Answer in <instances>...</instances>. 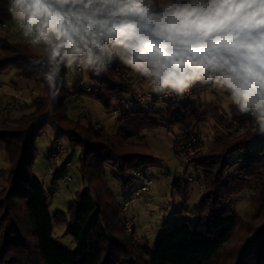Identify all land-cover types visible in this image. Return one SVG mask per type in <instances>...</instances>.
I'll use <instances>...</instances> for the list:
<instances>
[{"label": "trees", "instance_id": "trees-1", "mask_svg": "<svg viewBox=\"0 0 264 264\" xmlns=\"http://www.w3.org/2000/svg\"><path fill=\"white\" fill-rule=\"evenodd\" d=\"M2 22H12L8 0H0ZM44 57L26 44L0 37V76L13 72L38 89V94L24 102L32 109L29 113L12 115L13 110L22 109L18 103H12L8 110L0 109V148L8 167L0 186V264H142L144 258L149 264H211L234 241L242 224L244 236L231 246L230 256L223 257L229 260L223 264H264V132L259 131L257 118L241 113L234 104L229 106V118L222 120L228 138L183 162L182 173L170 181L169 196L181 199V214L186 213L187 172L191 170L203 186L197 204L188 211L191 218L182 216L181 223L163 225L150 247L141 238L127 237L122 203L108 186L106 169H113L114 178L124 187L136 178H146L153 156L144 144L145 132L164 127L177 131L175 138L180 141L198 140L202 114L196 101L210 86L195 85L193 97L184 101L159 102L153 95L156 93L130 72L132 83L117 79L111 69L123 64L113 60L108 71L100 75L87 70L75 74L62 71L53 102L38 75L42 66L32 63ZM67 75L78 76L68 85ZM133 84H140L144 93H152L145 104L135 102ZM84 98L117 116L114 131L92 119L70 118L69 101L74 99L73 109H78L76 100ZM233 121L244 128L238 135L232 129ZM48 126L55 133L48 162L59 137L66 140L65 160L71 163L74 152L78 157L83 189L69 201L65 213L49 211L47 200L52 190L46 192L32 172L38 137ZM172 149L182 157L179 147ZM235 164L237 167L227 173ZM250 183L257 184L250 197L256 215L245 222L229 201ZM54 224L65 226L75 245L73 251L52 239Z\"/></svg>", "mask_w": 264, "mask_h": 264}, {"label": "clouds", "instance_id": "clouds-1", "mask_svg": "<svg viewBox=\"0 0 264 264\" xmlns=\"http://www.w3.org/2000/svg\"><path fill=\"white\" fill-rule=\"evenodd\" d=\"M54 102L62 71L100 75L119 60L152 92H226L264 132V0H8Z\"/></svg>", "mask_w": 264, "mask_h": 264}, {"label": "rangeland", "instance_id": "rangeland-1", "mask_svg": "<svg viewBox=\"0 0 264 264\" xmlns=\"http://www.w3.org/2000/svg\"><path fill=\"white\" fill-rule=\"evenodd\" d=\"M13 30L12 36L24 37L12 18ZM31 51L36 54H42V50L29 46ZM42 51V52H41ZM125 66V65H124ZM127 68V66H125ZM128 69V68H127ZM130 74L137 77L141 85L149 87L146 80L132 73ZM70 73V71H67ZM79 75V74H78ZM77 75V76H78ZM77 76L67 75V84L76 79ZM138 85V84H137ZM140 87V84L138 85ZM141 88V87H140ZM142 90V89H141ZM33 92L38 94V89L34 85H27L22 80L17 78L13 72L4 73L0 76V102L8 105L20 104L21 111H12V115L19 116L21 114L29 113L32 109L28 105L24 106L26 97ZM40 93V92H39ZM193 97V96H192ZM191 97V98H192ZM13 98V99H12ZM13 102H9L10 100ZM9 100V101H8ZM8 101V103H7ZM77 101V100H76ZM88 112L85 113L78 109H73L75 100L69 101L68 115L73 120L80 118L92 119L95 122H101L107 131H114L116 127L117 116L111 113H106L98 108L97 104L84 98ZM232 103L229 101L227 93L208 87L205 92H202L196 101V107L201 112V121L198 126V140L200 147L208 150L213 146H217L225 140L228 134L225 123L222 121L224 118H229V106ZM2 107H0L1 109ZM84 115V116H83ZM223 115V116H222ZM227 121V120H226ZM81 122H86L81 119ZM238 123L236 121L233 124ZM244 130V128H243ZM177 131H170L167 128L161 127L156 131L145 132L144 144L148 145L153 156L149 167L146 170V178H136L126 187L122 186L114 178L113 169L107 168V183L110 189L114 192L119 202L122 203L123 213V227L127 237L141 238L148 242L150 247H153L159 238L160 231L163 225H171L172 223H181L182 216H188V211L197 204V201L202 192L200 188V181L194 179V174L189 170L186 176L191 177L194 182L189 183L187 194L185 196L186 213H180L181 199L174 195L173 198L169 196V184L174 175L182 173V164L185 162L183 157L172 148L178 147V138H175ZM55 138L54 131L48 126L40 133L37 140V156L34 161L32 172L34 176L42 182L44 190L50 191L47 204L49 211L54 213L60 211L66 212L69 201L74 198L75 194L83 189L81 174L79 172L77 152L71 157L70 167L63 169H53L49 173V162L47 159L50 143ZM66 146V140L59 137ZM136 141V140H133ZM175 146V147H173ZM5 152L0 148V186L3 187L4 180L8 174V167L5 165ZM231 159V158H229ZM237 167V164L230 166L227 173L232 172ZM151 179V184L146 185V180ZM65 181V182H64ZM257 184L250 183L246 189L240 194L233 197L229 201V206L241 218L242 221L249 222L256 215V210L251 202V195L253 194ZM203 187V186H202ZM128 203L127 210L124 211V204ZM129 220L130 228H126L125 221ZM243 224L239 225L236 233L234 234V241L223 248L220 257L213 261L211 264L226 263L229 257L233 244L240 242L244 236ZM52 239L63 245L69 251L75 249L73 239L66 234L64 225H53ZM142 264H149L146 258L142 259Z\"/></svg>", "mask_w": 264, "mask_h": 264}, {"label": "built area", "instance_id": "built-area-1", "mask_svg": "<svg viewBox=\"0 0 264 264\" xmlns=\"http://www.w3.org/2000/svg\"><path fill=\"white\" fill-rule=\"evenodd\" d=\"M12 30H13L12 22L0 23V37L1 38H6L9 40L17 41V42H20L22 44H26L28 46H34V47L42 50L43 52L42 51L41 52L44 56L46 55V52H45L43 46L30 44L29 39L27 37L24 38V37L18 36V37L14 38L12 36ZM20 33L21 32H19V34ZM111 70H112L113 75L117 79L132 83L130 75H129V71L125 66L115 65L112 67ZM77 72L81 73L82 71L78 70ZM133 89H134V93H135V102H137V104H139V105L145 104L146 100L150 99L152 97V93H144L138 85L133 84ZM193 89H194V87L190 90V92L185 93L183 98L177 97L175 95L164 96L162 94H157V93L153 94V95H155L156 99L159 102H163L165 100L175 99V98H177L180 101H184V100L190 99L192 97ZM34 95L35 94L33 92H31V94H29L26 97L25 101L29 102L31 97H33ZM77 105L81 111H83L85 113L88 112V108H87V106L83 100L77 99ZM129 106L130 105H125L124 108H128ZM0 107H2L1 109H3V110H8L10 105L1 102ZM113 113L115 114V113H117V111H114ZM248 115L251 119H256V117L252 116L251 114L248 113ZM233 128H234V131L236 132L237 135L243 131V127L239 123H234ZM178 147L182 151V157H183V160L185 162L189 161L195 154L203 151V149L199 145V141H197L194 138H192L189 141H179ZM66 154H67L66 153V147H65L64 143L62 142L61 139H57L54 142V146H53V149H52V151L50 153V157H49V166H48L49 173H52L53 169L63 170V169L70 167V162L65 160ZM137 175L141 176L140 173H137ZM186 180L188 182H194V180L191 177L186 178ZM150 184H151V179L146 180V185L149 186ZM200 188H201V190L203 189L202 185H200ZM123 204H124V211H126L127 207H128V203L126 202ZM125 226L128 229L130 228L129 220L125 221Z\"/></svg>", "mask_w": 264, "mask_h": 264}]
</instances>
